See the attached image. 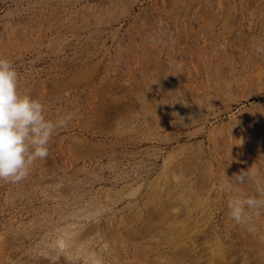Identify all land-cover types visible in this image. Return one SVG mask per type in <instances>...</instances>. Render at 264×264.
I'll return each instance as SVG.
<instances>
[{"label": "rangeland", "instance_id": "374dc122", "mask_svg": "<svg viewBox=\"0 0 264 264\" xmlns=\"http://www.w3.org/2000/svg\"><path fill=\"white\" fill-rule=\"evenodd\" d=\"M0 57L72 116L0 181V264H264L228 209L264 186V0H0Z\"/></svg>", "mask_w": 264, "mask_h": 264}, {"label": "clouds", "instance_id": "9594fccd", "mask_svg": "<svg viewBox=\"0 0 264 264\" xmlns=\"http://www.w3.org/2000/svg\"><path fill=\"white\" fill-rule=\"evenodd\" d=\"M230 86V85H229ZM188 106L186 100H176ZM174 124H183V117L173 112ZM178 118V120H177ZM71 114L55 120L46 116V106L29 94L19 90L18 73L13 63L0 57V181L19 183L25 180L38 160L49 156V143L58 129L66 128ZM256 173L250 168L223 181L219 191L231 192L233 183L254 180ZM257 183V195L235 197L228 201L230 218L240 225H251L253 218L264 209V186ZM249 231H255L250 226ZM99 264V262H98Z\"/></svg>", "mask_w": 264, "mask_h": 264}]
</instances>
